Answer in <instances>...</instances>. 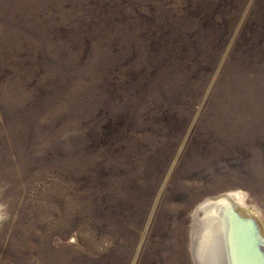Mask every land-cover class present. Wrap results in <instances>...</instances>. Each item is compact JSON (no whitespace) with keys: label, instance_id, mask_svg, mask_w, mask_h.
<instances>
[{"label":"rangeland","instance_id":"rangeland-1","mask_svg":"<svg viewBox=\"0 0 264 264\" xmlns=\"http://www.w3.org/2000/svg\"><path fill=\"white\" fill-rule=\"evenodd\" d=\"M222 195L264 233V0H0V264H195Z\"/></svg>","mask_w":264,"mask_h":264},{"label":"bare ground","instance_id":"bare-ground-1","mask_svg":"<svg viewBox=\"0 0 264 264\" xmlns=\"http://www.w3.org/2000/svg\"><path fill=\"white\" fill-rule=\"evenodd\" d=\"M237 200L233 195H222L207 200L198 209L192 239L195 264H258L251 247L252 225L244 221L251 219L250 210L238 205Z\"/></svg>","mask_w":264,"mask_h":264},{"label":"water","instance_id":"water-1","mask_svg":"<svg viewBox=\"0 0 264 264\" xmlns=\"http://www.w3.org/2000/svg\"><path fill=\"white\" fill-rule=\"evenodd\" d=\"M244 221L250 222L252 225L251 233H253L254 240H252L251 247L255 249L256 259L261 262L260 264H264V237H262L261 228L253 218L245 219ZM261 256L263 257V261H260Z\"/></svg>","mask_w":264,"mask_h":264}]
</instances>
